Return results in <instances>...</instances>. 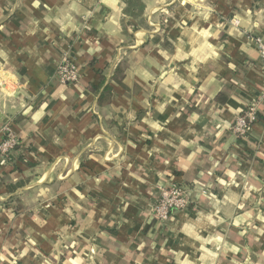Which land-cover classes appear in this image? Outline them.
<instances>
[{
    "label": "crops",
    "instance_id": "crops-1",
    "mask_svg": "<svg viewBox=\"0 0 264 264\" xmlns=\"http://www.w3.org/2000/svg\"><path fill=\"white\" fill-rule=\"evenodd\" d=\"M141 3L0 0V264H264V0Z\"/></svg>",
    "mask_w": 264,
    "mask_h": 264
},
{
    "label": "built area",
    "instance_id": "built-area-1",
    "mask_svg": "<svg viewBox=\"0 0 264 264\" xmlns=\"http://www.w3.org/2000/svg\"><path fill=\"white\" fill-rule=\"evenodd\" d=\"M255 44L259 56V66L264 77V40L257 37ZM56 76L61 84H71L78 80L79 69L71 57H64L56 68ZM264 97V87L261 91ZM256 120V109L250 105L242 114H239L231 128L236 137L243 138L250 130V124ZM18 140L6 127L0 131V155L8 157L15 147ZM201 192H204L201 189ZM195 190L188 188L178 182L172 181L168 185L162 186L159 190L157 199L151 208L152 220L156 223H165L174 210H181L189 206L194 201Z\"/></svg>",
    "mask_w": 264,
    "mask_h": 264
},
{
    "label": "trees",
    "instance_id": "trees-1",
    "mask_svg": "<svg viewBox=\"0 0 264 264\" xmlns=\"http://www.w3.org/2000/svg\"><path fill=\"white\" fill-rule=\"evenodd\" d=\"M126 4L125 13L131 16H136L137 14H140L143 9V4L141 3V0H124ZM117 75L119 73V69L116 71ZM119 78L116 80L119 81L121 75H118ZM116 78V76H114ZM222 95V94H221Z\"/></svg>",
    "mask_w": 264,
    "mask_h": 264
}]
</instances>
